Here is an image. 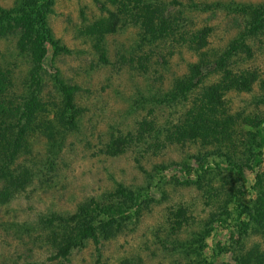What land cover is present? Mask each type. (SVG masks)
Returning a JSON list of instances; mask_svg holds the SVG:
<instances>
[{"label":"rangeland","instance_id":"obj_1","mask_svg":"<svg viewBox=\"0 0 264 264\" xmlns=\"http://www.w3.org/2000/svg\"><path fill=\"white\" fill-rule=\"evenodd\" d=\"M142 1L154 9L153 23L165 19L160 29L155 24L156 32L142 24L133 0L123 11L121 3L109 0H51L45 23L65 50L53 51L44 43L35 71L29 47L19 41L20 26L11 18L2 21L0 164L10 150L13 158L0 175V264H57L49 256L84 221L96 225L98 250L85 239L62 264H264V234L248 229L241 238L237 227L215 221L224 218L230 209L224 201L238 191L239 202L247 203L255 192V173L264 178L261 164L240 176L222 170L200 178V160L194 157L217 145L165 138L223 69H252L257 77L248 90L227 88L219 99L233 115L236 131L231 135L235 146L224 139L220 148L253 163V157L247 160V145L256 146L255 152L258 140H264V0ZM22 4L0 0V15L12 17ZM107 11L117 12L120 20L114 32L100 36L92 25ZM202 28L205 43L195 48L192 36ZM188 80L194 84L171 98L176 81ZM60 81L78 86L75 127L62 123L67 110ZM31 98L35 107L13 145L20 112L15 107ZM142 118L154 121L157 130L137 139ZM118 135L130 137L123 149L114 155L102 151ZM197 179L200 185L192 182ZM118 188L131 196L117 194ZM93 202L120 204L132 215L107 231L100 227L98 208L68 219L78 206ZM178 206L186 220L178 217L176 225L171 212Z\"/></svg>","mask_w":264,"mask_h":264},{"label":"trees","instance_id":"obj_2","mask_svg":"<svg viewBox=\"0 0 264 264\" xmlns=\"http://www.w3.org/2000/svg\"><path fill=\"white\" fill-rule=\"evenodd\" d=\"M128 1L130 3V0H109L111 3H121V11H123V9L126 10V7L128 8ZM133 1L134 3H130V5L133 7V9L141 11V13L137 14V16L142 17V24L148 27L147 30H155L156 32V28L154 27L155 24L158 28L164 25V17H158V20L155 23L152 22L151 14L152 10L154 9H151V7L146 2L142 0ZM50 4L51 0H23V4L19 13L13 15L12 17H10V14L6 12L3 16L0 15V25L3 20L11 18L17 25L20 26L21 34L19 41L21 45H27L29 47L31 60L34 65V71L44 55V43H48L53 51L58 49L65 50V47L58 45L57 42L52 39L49 28L45 23L44 10ZM260 13H264V7ZM119 20L120 18L117 12L107 11L104 18H100L93 23L92 28L93 30L97 31L100 36H102L104 32H114L116 29V24ZM148 24H150V26H147ZM205 30L206 28L199 29L196 31V33L199 35L192 36V41L194 42L195 48H199L204 45L205 38L203 33ZM192 67L196 68L197 66L193 65ZM192 67L191 69L194 75L195 72ZM256 77L257 73L252 69H244L238 72H232L231 70L223 69L221 78L216 83L209 85L204 89V96L202 98L197 97L195 101H191V105L186 109L187 112H185L181 118H178L176 123L172 124L171 129H167L168 131L165 132V138L168 140V142L181 144L185 141L195 140L201 145H217V147L213 149V152L207 153L205 150L202 152L201 158L199 155L194 157L197 161L200 160V164L197 167V169L199 168L200 174L197 172L196 176L201 178L206 174L220 173L222 170L233 173L235 176H240L245 170H253L255 166L260 164L264 173V160L261 158V155L264 154V140L262 137L257 142L258 149L256 148L255 152L252 151V148L256 146L247 145L249 156L247 160L253 157L252 164L247 161L245 162L236 160L233 158L234 156L231 153L220 148V143L224 139L229 140V144L233 145V137H231V135L235 131V129L232 127L235 122L234 117L228 111L225 103L219 99L221 91L227 88L248 90ZM193 84L194 83L189 80L187 83L176 81L175 89L178 90H175L177 91L176 93L172 92L170 97L174 99L178 93L187 91V89ZM1 88L2 86L0 84V90ZM77 88L78 86L75 84L66 85L61 81L59 82V90L62 94L63 104L67 110L62 117V123L68 127L76 126L75 117L77 109L75 108L73 102V93L77 90ZM31 100L32 98L27 99L22 102L21 106L15 107V110H19L20 112L16 118V130L11 139L13 145L17 143L18 138L20 135H22L25 125L29 121L28 116L31 113L33 107H35V104L32 106L33 103ZM258 122L255 121L253 125L257 126ZM138 124L139 128L136 133L137 139H142L145 135L144 133L146 132L149 133L151 131L157 130L154 125V121L152 120L142 118ZM9 125L10 124H7L5 128H7ZM0 138H3L2 132H0ZM128 139H130V137L127 138V136L120 137L118 135L113 137L106 143L102 151L109 155L117 154L123 149V146L126 144ZM236 140H239L241 143V139L234 138V141ZM233 146H235V143ZM5 155L6 159L0 164V175L4 174V167H7L5 166V163L8 162L7 160H11L13 158V151L11 152L10 150ZM192 182H195L196 185H200V181L198 179ZM251 188H253L255 192L252 196L247 198V203H241V201L239 202L237 193L241 192L238 191L235 195H233L234 198H229L231 200L228 199L227 202L224 201V206L230 204V209L225 211L224 218H221L222 220L218 218L215 220L218 222V224H223L224 226H234L235 228L237 227L240 229L239 232L243 233L241 238L250 232L248 229H251V232L253 231L261 235L264 234V178H262V173H255V185L252 184ZM116 193L128 198L131 196V192H124L120 188L116 190ZM96 208H98L97 211H99V213H102L103 220L101 221L100 227L104 229V231L107 227H109V229L112 227H119L125 219L124 215L129 217L131 214V212L127 211L126 213L125 210H122L120 204L115 206H99L96 202H93L92 206H78V212H74L69 215L68 219L71 221H76L82 212L84 214H88L90 210ZM184 212V208L181 206H178L173 210V212H171L173 224L178 225L180 223L178 217L186 220V217L184 218ZM116 216H119L120 218L117 219ZM59 217L60 220H65V218H61V216ZM225 217H228V220H226ZM205 231L206 228L205 230H202L200 237L206 235ZM85 239H89L93 243L94 248L98 250L97 244L99 238L96 225L88 221H84L80 226H77V229L75 232H73V234L58 242L53 254H51L49 258L57 259V264H62V260L67 259L70 251L73 248L80 247L83 244V240ZM239 240L240 236L233 242L237 243ZM249 254L250 251H247L245 256Z\"/></svg>","mask_w":264,"mask_h":264}]
</instances>
